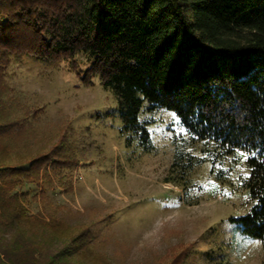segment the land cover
Wrapping results in <instances>:
<instances>
[{
  "label": "trees",
  "instance_id": "trees-1",
  "mask_svg": "<svg viewBox=\"0 0 264 264\" xmlns=\"http://www.w3.org/2000/svg\"><path fill=\"white\" fill-rule=\"evenodd\" d=\"M25 58L66 61L84 85L98 78L116 100L107 115L145 152L153 142L142 110L173 111L204 145L202 156L175 150L182 182L166 179L175 185L205 160L220 178L216 160L245 151L252 205L230 220L261 241L264 257V0H0V261L109 264L88 225L29 212V198L72 192L73 168L102 150L70 119L45 123L38 97L10 86L7 67ZM192 248L176 243L156 264H188Z\"/></svg>",
  "mask_w": 264,
  "mask_h": 264
},
{
  "label": "rangeland",
  "instance_id": "rangeland-1",
  "mask_svg": "<svg viewBox=\"0 0 264 264\" xmlns=\"http://www.w3.org/2000/svg\"><path fill=\"white\" fill-rule=\"evenodd\" d=\"M6 71L10 86L36 95L45 106V123L70 119L79 134L102 150L73 168L72 192L57 188L48 190L43 201L29 198V212L88 225L93 250L104 254L109 264H156L179 242L193 243L188 264H264L261 241L242 233L230 220L252 205L242 186L249 172L245 151L236 149L216 160V170L225 171L220 178L205 160L188 172L185 186L175 185L166 181L182 182L171 171L175 150L202 156L204 145L186 133L173 111L142 110L140 118L149 120L153 142L152 151L145 152L126 140L117 116L107 115L116 100L98 78L84 85L66 61L43 64L32 58L9 65ZM24 189L30 196L35 192L27 184ZM75 261L101 264L87 257Z\"/></svg>",
  "mask_w": 264,
  "mask_h": 264
}]
</instances>
